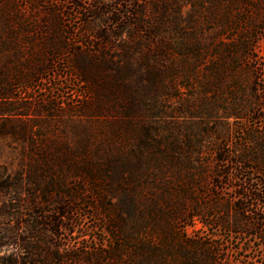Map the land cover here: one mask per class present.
Returning <instances> with one entry per match:
<instances>
[{
    "label": "rangeland",
    "instance_id": "1",
    "mask_svg": "<svg viewBox=\"0 0 264 264\" xmlns=\"http://www.w3.org/2000/svg\"><path fill=\"white\" fill-rule=\"evenodd\" d=\"M97 1L0 0V105L10 106L8 126L35 134L36 150L67 149L79 134L94 158L123 162L117 183L91 163L90 178L61 189L87 234L61 232L65 244L104 248L100 219L118 199L138 197L143 211H153L167 260L264 264V168L253 160L264 152V102L251 91L264 87V0H183L178 13V0H123L157 30L152 66L161 77L150 86L132 74L131 97L109 91L113 72L92 68L99 56L76 64L97 48L118 64L122 41L132 45L128 33L119 37L117 27L94 19L97 12H84ZM175 21L182 33L174 32ZM102 25L112 37L108 49L94 38L106 34ZM238 56L246 67L240 77ZM84 74L93 81L82 83ZM141 87H149L147 102L138 99ZM27 146L0 138V166L14 170L37 154ZM10 202L0 199L18 205Z\"/></svg>",
    "mask_w": 264,
    "mask_h": 264
},
{
    "label": "trees",
    "instance_id": "2",
    "mask_svg": "<svg viewBox=\"0 0 264 264\" xmlns=\"http://www.w3.org/2000/svg\"><path fill=\"white\" fill-rule=\"evenodd\" d=\"M181 1L183 0H178L174 13L179 12ZM82 9L84 12H97L95 20L105 19L113 28L117 27L119 37L124 32L128 33L132 45L129 46L125 40L122 41L119 49L122 56L118 64L112 59L109 60L105 53L102 55V50L97 48L94 52L88 51L79 56L80 59L76 60L78 67L81 63L84 64L88 57L99 56L98 62H92V68L99 66L105 72H113V82H110L113 85H109V91L128 97H131V93L126 81L132 74L142 85H154L161 78L155 76L152 66L153 41L157 30L150 21L139 17L141 8L135 9L134 4L131 2L127 4L123 0H98L89 8ZM129 9H134V12H130ZM230 15L224 17L226 23L230 21ZM129 16H135L134 23L127 21ZM120 24L122 26L119 28ZM180 25L175 21L173 30L177 34L183 32ZM105 28L107 26L103 27L106 34L102 32L100 35L96 32L94 38L100 42L106 41L104 47L108 49L110 46L107 42L112 37ZM222 48L225 54L232 57L230 45H223ZM182 50L183 48H178V52ZM233 64L239 77L246 72L241 56L236 57ZM93 79L91 75L80 76L81 82L86 84ZM256 79L257 76L253 79L254 85ZM141 88L142 90L137 93L138 99L147 102L151 97L150 90H146L149 87ZM251 91L258 94L259 99L264 102V87L251 88ZM9 107L6 104L0 105V138L16 137L28 144L27 152L37 154H32L29 159L22 158L21 164L14 170L0 166V199L10 198L14 201L10 202L11 205L18 203L13 208L0 205V264H175L173 258L176 260L177 255H168L169 262L164 258L163 252L166 250L161 244L159 230L152 228L155 222L153 211H143L141 209L143 202L138 197H129L127 200L120 198L114 204H110L109 210L100 219L102 222L100 231L108 243L107 246H103L104 248L81 246L79 242L72 246L65 244L67 240L62 239L61 232L75 236L81 231L78 238L83 239L87 234L77 223L80 218L75 216L77 209L71 206L72 200L65 201L61 196L63 194L61 189L66 187L70 179L90 178L92 172L88 166L91 163H97L98 173L102 177L117 183L118 177L122 174L123 162L118 158L105 164L100 158L97 160L86 148L89 140L79 134L74 135L72 142L67 141L69 146L67 149L44 147L42 150H36L35 134L26 127L8 126ZM235 115L237 117L238 114ZM253 160L264 168V152ZM84 180L82 182L85 185ZM108 195V199L112 200L115 194L112 192ZM49 207L52 209L47 210ZM4 220H14L16 225L8 224L10 227L6 229ZM183 261L176 264H194L187 260Z\"/></svg>",
    "mask_w": 264,
    "mask_h": 264
}]
</instances>
